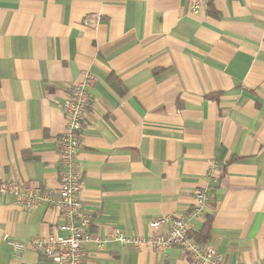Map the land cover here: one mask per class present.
I'll return each instance as SVG.
<instances>
[{
	"label": "crops",
	"instance_id": "1",
	"mask_svg": "<svg viewBox=\"0 0 264 264\" xmlns=\"http://www.w3.org/2000/svg\"><path fill=\"white\" fill-rule=\"evenodd\" d=\"M86 72L78 162L91 230L147 240L163 232L153 218L189 214L206 190L191 239L210 217L205 245L225 264H264V0H0V180L58 187L59 105ZM60 223L46 203L0 197V264H51L2 238ZM86 249L83 264H193L146 242Z\"/></svg>",
	"mask_w": 264,
	"mask_h": 264
},
{
	"label": "built area",
	"instance_id": "2",
	"mask_svg": "<svg viewBox=\"0 0 264 264\" xmlns=\"http://www.w3.org/2000/svg\"><path fill=\"white\" fill-rule=\"evenodd\" d=\"M198 10L199 6H195L191 11L197 13ZM90 22L96 27L99 17L92 16ZM93 81L94 77L86 72L80 83L74 84L67 90L59 105L66 119V129L56 143L58 187L56 189L38 186L26 188L14 180H0V197L6 194L15 196L17 205L27 211L46 203L58 210L61 223L45 238L34 237L25 241H15L4 235L2 241L14 253L35 252L51 264H83L90 256L86 249L88 244L93 243L97 248H101L109 241H117L122 246L146 242L161 253L177 247L183 250L193 264H225L216 246L197 243L190 237L192 219L201 216L209 203L210 196L206 190H197L194 193V205L189 214L153 218L149 222V228L163 232L147 240L129 237L119 229L101 238L91 230V217L82 201L84 182L79 170L78 154L82 134L86 128V114L92 105L89 89Z\"/></svg>",
	"mask_w": 264,
	"mask_h": 264
},
{
	"label": "trees",
	"instance_id": "3",
	"mask_svg": "<svg viewBox=\"0 0 264 264\" xmlns=\"http://www.w3.org/2000/svg\"><path fill=\"white\" fill-rule=\"evenodd\" d=\"M111 85L114 87L116 92L121 93L124 90L121 89L119 83L117 81H112ZM211 234V218L206 217L205 222L201 228V230L193 237L194 240L200 244H206L210 239Z\"/></svg>",
	"mask_w": 264,
	"mask_h": 264
}]
</instances>
